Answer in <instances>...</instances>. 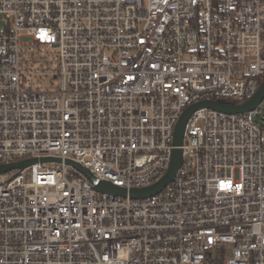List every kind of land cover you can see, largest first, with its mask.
Here are the masks:
<instances>
[{
  "label": "built area",
  "instance_id": "2783aa9c",
  "mask_svg": "<svg viewBox=\"0 0 264 264\" xmlns=\"http://www.w3.org/2000/svg\"><path fill=\"white\" fill-rule=\"evenodd\" d=\"M263 82L264 0H0V264H264L260 105L129 193Z\"/></svg>",
  "mask_w": 264,
  "mask_h": 264
},
{
  "label": "water",
  "instance_id": "95a60500",
  "mask_svg": "<svg viewBox=\"0 0 264 264\" xmlns=\"http://www.w3.org/2000/svg\"><path fill=\"white\" fill-rule=\"evenodd\" d=\"M263 100H264V82L260 85L256 93L250 99H248L247 101L243 103L227 104V103H224L223 101H214V102L201 101L187 108L186 111L181 115L180 119L177 122L176 128H175L173 142H174V145L177 147L173 149L172 159H171L170 167L167 173L161 178L160 181H158L152 186L141 188V189H132L129 192L130 195L134 198H141V197L153 195L159 192L168 182L172 180L175 172L177 171V169L179 168L182 162V151L179 146L182 144L184 126L193 111L201 107H209L214 110L225 112V113H243V112L254 110L261 104ZM38 160L40 161L58 160L59 161L58 158L43 157L40 159L29 158V159H24V160L17 161V162H12L9 164H0V174L9 172L14 169H23L33 163H36ZM65 162L75 167L81 174H83L92 183H94L93 185L94 190L105 192V193H110L114 195L125 196L126 194L125 189L119 186H115L109 182H97L92 176V174L90 173V171L86 167L82 166L81 164L73 160H70V159H66Z\"/></svg>",
  "mask_w": 264,
  "mask_h": 264
},
{
  "label": "rangeland",
  "instance_id": "374dc122",
  "mask_svg": "<svg viewBox=\"0 0 264 264\" xmlns=\"http://www.w3.org/2000/svg\"><path fill=\"white\" fill-rule=\"evenodd\" d=\"M29 37H22L21 41H29ZM256 121H258L259 125L263 126L264 129V102L260 104V113L259 116L256 117ZM6 177L5 174H0V178L4 179Z\"/></svg>",
  "mask_w": 264,
  "mask_h": 264
},
{
  "label": "trees",
  "instance_id": "16d2710c",
  "mask_svg": "<svg viewBox=\"0 0 264 264\" xmlns=\"http://www.w3.org/2000/svg\"><path fill=\"white\" fill-rule=\"evenodd\" d=\"M264 102V100L262 101V103ZM259 116V115H258ZM258 122V121H257ZM261 127H263L262 125H260Z\"/></svg>",
  "mask_w": 264,
  "mask_h": 264
}]
</instances>
